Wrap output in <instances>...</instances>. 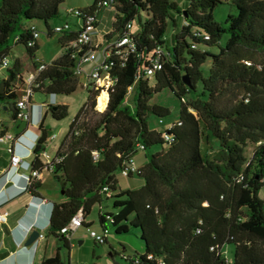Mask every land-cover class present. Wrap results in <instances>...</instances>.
<instances>
[{
    "label": "trees",
    "instance_id": "16d2710c",
    "mask_svg": "<svg viewBox=\"0 0 264 264\" xmlns=\"http://www.w3.org/2000/svg\"><path fill=\"white\" fill-rule=\"evenodd\" d=\"M64 1L0 0V69L6 74L0 76V105L13 120L21 119L17 101L24 76L14 47L25 50L33 70L45 66L36 78L33 99L36 93L69 95L78 87L71 45L76 30L60 34L62 52L51 63L36 59V22L54 36L51 21L59 17ZM183 2L184 7L178 0H116L113 5L111 26L102 37L123 33L127 23L138 21L133 33L137 48L125 60L111 57L107 71L115 81L105 110H96L101 88L90 81L82 84L88 98L71 121L50 171L62 195L53 203L47 232L56 238L57 252L38 264H70L60 254L61 248H71L61 229L79 212L84 219L80 227L89 228L93 223L87 217L104 198L114 209L98 214L101 230L121 234L136 228L143 242L142 252L122 250V264H264V0H228L223 21L215 17L222 0ZM96 4L94 0L84 8L92 11ZM178 17L184 20L180 27ZM4 57L9 62L2 67ZM156 58L161 67L148 76L145 71ZM131 86L132 103H127ZM164 89L180 99V109L177 120L158 131L150 126V117L162 123L170 109L151 100ZM42 111L37 144L29 156L31 166L41 171V153L51 135L45 118H65L68 106L48 103ZM0 127V134L7 131L1 122ZM165 132L171 134L170 142L162 137ZM138 143L143 151L161 146L145 153L146 163L135 174L143 185L117 190L116 173L137 152ZM41 184L37 180L28 190L38 196ZM107 216L113 220L108 222ZM108 234L101 243L109 245L114 258L118 252ZM226 245H233L230 260Z\"/></svg>",
    "mask_w": 264,
    "mask_h": 264
},
{
    "label": "rangeland",
    "instance_id": "374dc122",
    "mask_svg": "<svg viewBox=\"0 0 264 264\" xmlns=\"http://www.w3.org/2000/svg\"><path fill=\"white\" fill-rule=\"evenodd\" d=\"M94 0H65L61 7H60V15L59 17L53 19L51 21V24H59L62 23L65 18H69L70 20L73 19V17L68 16L65 13V10L67 8L71 7H87L90 4L93 3ZM180 5L184 7V0H178ZM225 3L220 4L217 9L215 10V17L219 21H223L227 15V13L230 10V6L227 4L228 0H222ZM111 9L109 8L108 13H106L101 18V25L100 30L103 32L107 31L112 23V17L110 16ZM178 26L180 27L184 20L181 17H178ZM36 25L39 29V44L40 48L38 49L36 53V59L40 63L49 64L51 63L55 58H57L61 52L62 49L58 43V37L60 34L55 33L54 36H48L46 32V26L43 22L37 21ZM139 28L138 21H135V24L133 26L132 32H136ZM168 36V35H167ZM225 38L222 39V42H224ZM211 50L216 51V46L209 47ZM14 56L18 57L23 64L24 74L28 71H32L34 68V63L31 58H29L28 54L25 52L23 48L20 46L14 47ZM205 70H207L208 65L205 64L203 67ZM79 84L75 92L69 94V95H59L55 96L57 98V102H54V104L57 103H63L68 106V115L60 120H54L51 117L46 119V123L49 125L51 135L48 137V142L46 144V150L42 154L43 159H54L57 155L60 146L68 132L69 125L73 118L77 115V113L82 109L84 103L86 102L88 98V92L87 89L82 86L83 83L87 80L86 76L79 75ZM134 88L133 87L130 91L129 96L127 97L126 102L132 103V97L134 94ZM103 92L107 91H101L99 96L97 97V104L98 106V98L102 95ZM42 98V99H41ZM50 96L36 93L34 95V100L36 102H49ZM186 101H189L191 99L190 95H186L185 97ZM152 103H160L164 106L168 107L170 109V114L163 117V122H159V118L156 116H151L149 124L152 128H157L159 131H163L167 126H170L174 121L177 120L179 116V109H180V99H178L174 94L171 93L169 89H164L160 93L156 94L155 97L151 100ZM97 111H100L96 107ZM91 116V115H90ZM0 118H4L8 122H10V118L7 115V111L4 109L2 110L0 108ZM90 119V117H89ZM19 121V120H18ZM161 145H153L149 149L143 151V150H137V152L134 154V159L136 164L139 166L140 164H143L146 161L145 153L146 152H155L160 149ZM253 145L248 147L246 149V153L248 156H250L253 152ZM3 148V145L0 144V149ZM48 154V157H47ZM44 185L42 187V192L45 195L53 196L57 198V202H59V197H62L61 195V188L58 181L53 177V175L46 171L44 172ZM117 178V190H127V189H137L140 188L144 181L143 179L133 174L132 176H124L121 172L116 173ZM260 196L264 200V186L260 190ZM101 210L103 211H112L114 208L111 205V201L106 200L104 198V201L101 204ZM98 212H99V204L97 203L94 205L91 214L89 215L88 220L94 221V223L90 226V229H96L101 230V227L98 223ZM48 225V224H47ZM109 225V224H108ZM110 226V225H109ZM46 232V231H45ZM44 232V233H45ZM46 235V233H45ZM47 239L50 241L47 247V252L45 253L48 255V257H51L55 254L56 248L58 247V242L56 238L52 235H49ZM72 239L74 241L73 250L70 253V250L66 248H61L60 251L62 253V257L64 260H67L70 258L71 264H90V260H95L99 264H116L115 262H119L118 264H122L123 259L120 257V253L122 252L123 248H126V251L133 252L134 248H143V242L139 237V231L136 228H132L127 233H116L114 229L112 228L110 230V233L108 234V239L110 241V244H112V247L118 252L116 257H112L110 255L111 249L108 244L106 243H99L98 241H94V239L89 235V230L85 227H80L74 231L72 234ZM80 240L82 242H80ZM45 243H43V248L39 251V256H42L44 254V247ZM95 251V254L92 258V251ZM225 255L228 260L233 258V245H226L225 247ZM70 254V255H69ZM115 260V261H114Z\"/></svg>",
    "mask_w": 264,
    "mask_h": 264
},
{
    "label": "built area",
    "instance_id": "2783aa9c",
    "mask_svg": "<svg viewBox=\"0 0 264 264\" xmlns=\"http://www.w3.org/2000/svg\"><path fill=\"white\" fill-rule=\"evenodd\" d=\"M116 4V0H97L96 8L92 11H89L82 7H71L65 10V13L73 17L77 20L75 26L70 20H64L62 23L56 24L54 26L55 32L59 34H63L65 32L76 30L78 32V36L72 42V47L75 48L72 56L75 57V74L76 75H85L87 80L83 83L84 86L87 85V82L90 81L94 84L95 88H101V91H107V101L106 106L109 101V88L113 85L114 79L107 71L112 64L111 57L118 56L120 60H125L128 55L132 52L136 51V42L133 38V23L129 22L126 24L125 32L118 33L116 35L111 36L108 39H104L102 34L99 31V20L100 13L104 9H111L113 11V5ZM107 33V32H106ZM103 33V34H106ZM35 36H39V31L35 32ZM9 62L7 57L3 58L2 67L6 66ZM153 68H148L145 72L148 76H152L154 69H159L161 64L159 59L156 58L153 60ZM43 64H40L37 69L26 72L23 76V82L20 85L19 90V98L17 101L18 117L24 121H31V109L33 108V88L36 85L35 81L39 74V72L44 68ZM133 87H129L128 95ZM100 91V92H101ZM55 96V94H52ZM127 100V99H126ZM48 103L54 104V102L49 101L45 103L39 104L42 109L43 106ZM97 107V106H96ZM105 108L103 110H105ZM100 110V111H103ZM41 120V118H40ZM27 130V129H26ZM25 130V131H26ZM25 131L21 134H15L10 131H6L5 133L0 134V143H7V151L10 154V168H15L19 170L22 167H25L28 170V173L22 174L26 181L25 188H29L35 181L39 180L41 177V170L33 168L30 164V161H25L24 157L16 154L15 145L20 143V139L22 138ZM162 137L164 140L170 142L172 140L171 134L165 132ZM37 144V140L33 141L32 147L29 149L28 156L31 155L32 150ZM144 146L142 143H138L136 145L137 150H143ZM45 152V151H44ZM41 153V158L42 154ZM93 156L98 157V152L94 151ZM48 157V155H47ZM56 160H60V157H56ZM53 159H47L46 163L44 162V168L48 171H52L53 168ZM141 172V167L138 166L135 162L134 155L129 156L128 160L125 162L124 167L121 170V173L124 176H129L130 174H136ZM108 195L111 194V190L108 185H105L103 188ZM8 198L0 201V205L6 202ZM9 212L0 210V224L6 223L8 220ZM108 222H111L113 219L111 216H107ZM83 214L79 212L75 215L71 222L64 226L61 231L63 233L68 234L69 238L72 239V234L76 229H78L83 223ZM89 235L94 239V241H98L99 243L104 241V238L108 234V229L104 230H96L90 229ZM43 237V234L39 235ZM152 256L149 255V258ZM160 264L162 262L160 261Z\"/></svg>",
    "mask_w": 264,
    "mask_h": 264
},
{
    "label": "crops",
    "instance_id": "0c3cea01",
    "mask_svg": "<svg viewBox=\"0 0 264 264\" xmlns=\"http://www.w3.org/2000/svg\"><path fill=\"white\" fill-rule=\"evenodd\" d=\"M108 10L109 9H104L100 13V20H99L100 34L106 33L109 30L108 29L105 32L100 30L101 18L106 13H108ZM112 14L113 11L111 10L110 13L111 17ZM66 19L70 20L69 18H65V20ZM70 21L75 26L77 20L73 18ZM5 75H6L5 71L3 69H0V76H5ZM55 96H50L49 101L57 102V98ZM33 103L34 105L33 108L31 109L30 122L21 119H18L19 121L13 120L11 118L10 112L7 111L4 106L0 105V108L2 110L4 109L5 111H7V115L10 118V122L5 120L4 118H0V122L7 129V131L19 135L23 133L26 129H29V131L25 134V136L20 139V143H17L15 145L16 154L23 156L25 161H30V157L28 156L29 149L32 147V143L35 140V134L39 132L38 124L41 116L43 115V111L39 106L41 102H36L33 99ZM57 104H64V102ZM49 117L50 116L47 115V117L45 118V124H47L46 119ZM0 129H2V127H0ZM154 129L158 130L157 128ZM0 144L3 145V148L0 149V201H2L5 198H8L6 202L0 205V210L9 212L7 222L0 224V264H38L42 259L48 257V255H46L45 253L47 252V247L50 242L47 239L49 216L53 203L57 202V198L53 196L45 195L42 192V187L44 185V180H45L44 172L48 171L46 169L42 170L41 177L39 178L42 184L38 190L39 192L38 196H34L27 188H25L26 181L22 176V174L28 173V170L25 167H22L19 170H16L15 168H10L11 165L10 154L7 151V143H0ZM42 160L46 163L47 159L42 158ZM145 163L146 161L143 164H140L139 166H143ZM61 200L62 197H59V202ZM103 201L104 199H102L101 203L99 204L98 214L100 212L101 213L106 212L103 210L100 211V209H102L101 204ZM87 221H92V223H94L93 219L88 220L87 218ZM18 223H20L19 226H17ZM34 230H37L39 232V235L43 234L44 236L40 237L38 235L37 239L32 245L25 246L28 237L30 236L31 232ZM44 232L46 233V235ZM44 242H46L44 247V254L42 256H39V251L41 248H43ZM80 242L82 241L80 240ZM74 244L75 243L73 239H71L70 253L73 250ZM110 245L112 247V244ZM143 250L144 249L142 247H139L137 249L134 248L133 252L135 251L142 252ZM56 252H57V248H56ZM126 252L129 254H133V252H129V251ZM60 254L62 256L61 251ZM94 254L95 251L93 250L92 258ZM67 260H69L71 264L70 258H68ZM94 262L96 264H99L95 260H90V264Z\"/></svg>",
    "mask_w": 264,
    "mask_h": 264
},
{
    "label": "water",
    "instance_id": "95a60500",
    "mask_svg": "<svg viewBox=\"0 0 264 264\" xmlns=\"http://www.w3.org/2000/svg\"><path fill=\"white\" fill-rule=\"evenodd\" d=\"M183 79L186 83H189L187 75H184ZM56 108H57V106H54V109H56ZM38 235H39V232L37 230L32 231L30 236L28 237L26 243H25V246L32 245L35 242V240L37 239Z\"/></svg>",
    "mask_w": 264,
    "mask_h": 264
},
{
    "label": "bare ground",
    "instance_id": "6f19581e",
    "mask_svg": "<svg viewBox=\"0 0 264 264\" xmlns=\"http://www.w3.org/2000/svg\"><path fill=\"white\" fill-rule=\"evenodd\" d=\"M98 106L97 108L100 110H103L106 106V101H107V93L103 92L102 95L98 98Z\"/></svg>",
    "mask_w": 264,
    "mask_h": 264
},
{
    "label": "clouds",
    "instance_id": "9594fccd",
    "mask_svg": "<svg viewBox=\"0 0 264 264\" xmlns=\"http://www.w3.org/2000/svg\"><path fill=\"white\" fill-rule=\"evenodd\" d=\"M41 118H42V116H41ZM39 121H40V120H39ZM28 131H29V129H27V130L25 131V133L23 134L22 137H24L25 134H26ZM37 139H38V133L35 134V140H34V141H36ZM19 225H20V223L17 224V226H19Z\"/></svg>",
    "mask_w": 264,
    "mask_h": 264
}]
</instances>
